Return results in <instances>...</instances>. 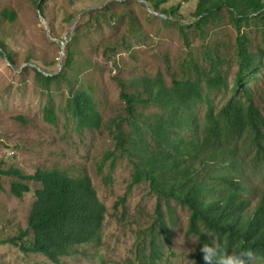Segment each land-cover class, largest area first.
Instances as JSON below:
<instances>
[{
  "label": "trees",
  "instance_id": "obj_1",
  "mask_svg": "<svg viewBox=\"0 0 264 264\" xmlns=\"http://www.w3.org/2000/svg\"><path fill=\"white\" fill-rule=\"evenodd\" d=\"M145 1L153 11L172 17L178 14V6L159 10L158 0ZM45 2H37L42 16ZM111 7L105 6V11ZM101 13L96 15L97 21ZM224 13L229 14L237 30L236 58L220 50L218 44H206L201 47V55L194 57L189 52L179 65L180 71L171 72V84L162 72L156 77L118 78L126 115L113 120V139L116 150L125 154L132 166L127 194L135 186L147 184L157 198L153 221L145 234L149 239L144 238L148 249L139 253L138 264H158L163 248L170 244L169 231L179 221L177 207L171 202L188 210L185 233L196 239L191 264H204L200 247L213 241L228 251L251 249L252 264H264V184L252 177L256 173L264 176V108L258 102L264 99L259 88L264 79V0H198L192 23L178 16L176 20L149 15L148 20L175 25L185 44L190 45L191 30L187 29H196L193 35L202 39L206 27L225 19ZM4 15L12 21L18 17L9 9ZM251 24L258 28L255 38L261 41H255L253 31L243 30ZM129 30L136 38L143 37L140 30ZM75 36L65 46L61 72L49 74L48 69L40 67L32 70L47 89L53 82L67 81L69 111L79 127L101 128L102 116L92 87L75 89L74 82H80V77L67 71L78 69L81 73L90 62L78 53ZM229 46L224 44L228 51ZM104 48L113 51L114 46L109 43ZM0 54L15 63L1 39ZM235 59L238 69L230 81ZM44 115L50 123L57 120L51 97ZM2 174L15 178L11 191L17 198L31 192L28 181L41 187L35 192L27 228L0 244H11L27 256H44L53 264H63L77 247L101 244L108 208L89 175L75 177L57 168L38 169L34 175L11 168ZM141 248L139 245V252Z\"/></svg>",
  "mask_w": 264,
  "mask_h": 264
},
{
  "label": "rangeland",
  "instance_id": "obj_2",
  "mask_svg": "<svg viewBox=\"0 0 264 264\" xmlns=\"http://www.w3.org/2000/svg\"><path fill=\"white\" fill-rule=\"evenodd\" d=\"M38 1L0 0V39L15 60L12 64L0 54V241L18 236L27 228L35 192L41 187L28 181L31 192L17 198L11 191L15 178L2 172L18 168L26 175H34L38 169L57 168L75 177L89 175L108 208L101 244L77 247L71 256L63 259V264H138L142 256L139 253L148 249L144 240L149 236L145 234L153 221L157 198L147 184L137 185L127 194L132 166L127 156L116 150L113 139V120L126 115L118 78L156 77L162 72L171 84V72L180 71L179 65L189 52L194 57L201 55V47L206 44L213 47L218 44L220 50L236 58L237 30L229 14L224 13L225 19L206 27L202 39L193 35L192 30L196 29H187L191 30V40L186 45L175 25L148 20L149 15L165 19L178 16L192 23L198 0H158L159 10L179 7L175 18L153 11L145 0H46L42 16ZM110 5V11H105V6ZM7 9L17 13L15 21L4 15ZM111 11L113 16L109 17ZM98 12L103 13L99 21ZM130 21L134 22L129 24ZM129 29L140 30L143 37L136 38ZM243 30L253 31L255 41H261L255 38L258 34L255 25ZM74 36L78 38L74 42L78 53L90 62L81 68V73L78 69L67 71L80 77V82H74L75 89L92 87L102 116L101 128L79 127L69 111L71 92L67 81L53 82L47 89L35 79L32 70L40 67L48 69L49 74L61 72L65 46ZM109 43L114 46L113 51L104 48ZM228 43L230 51L224 48ZM198 61L209 66L202 59ZM237 69L235 59L229 71L230 81ZM259 88L264 94V79ZM49 97L56 106L55 123L48 122L44 115ZM258 102L264 108V99ZM252 177L258 184H264V176L259 173ZM171 205L177 207L179 221L169 231L171 241L163 248L158 264H191L196 239L185 233L188 210L175 202ZM139 245H142L140 252ZM38 262L53 264L44 256H27L11 244H0V264Z\"/></svg>",
  "mask_w": 264,
  "mask_h": 264
},
{
  "label": "clouds",
  "instance_id": "obj_3",
  "mask_svg": "<svg viewBox=\"0 0 264 264\" xmlns=\"http://www.w3.org/2000/svg\"><path fill=\"white\" fill-rule=\"evenodd\" d=\"M200 252L204 264H252L254 259L251 249L228 251L215 241L203 243Z\"/></svg>",
  "mask_w": 264,
  "mask_h": 264
}]
</instances>
